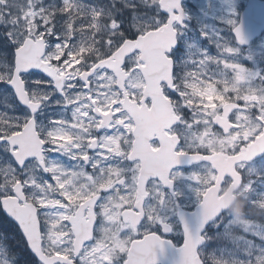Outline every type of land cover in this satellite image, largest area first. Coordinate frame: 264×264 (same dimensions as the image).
I'll list each match as a JSON object with an SVG mask.
<instances>
[{
    "label": "snow or ice",
    "instance_id": "obj_1",
    "mask_svg": "<svg viewBox=\"0 0 264 264\" xmlns=\"http://www.w3.org/2000/svg\"><path fill=\"white\" fill-rule=\"evenodd\" d=\"M194 2L0 0V264H264V4Z\"/></svg>",
    "mask_w": 264,
    "mask_h": 264
},
{
    "label": "trees",
    "instance_id": "obj_2",
    "mask_svg": "<svg viewBox=\"0 0 264 264\" xmlns=\"http://www.w3.org/2000/svg\"><path fill=\"white\" fill-rule=\"evenodd\" d=\"M8 227H9V225L6 224V223L2 225V229H9L8 234H9V236L12 238L13 244H14L15 246H17L18 248L23 249V248H24V244L22 243V241H21V240L16 236V234H15L13 231H11L10 228H8ZM27 258H28L27 256L22 257V259H27Z\"/></svg>",
    "mask_w": 264,
    "mask_h": 264
},
{
    "label": "rangeland",
    "instance_id": "obj_3",
    "mask_svg": "<svg viewBox=\"0 0 264 264\" xmlns=\"http://www.w3.org/2000/svg\"><path fill=\"white\" fill-rule=\"evenodd\" d=\"M0 111H2L1 109H0ZM213 254V253H212ZM212 254H211V256H212ZM227 255H225V252H224V250H221L217 255H216V259H218V260H227Z\"/></svg>",
    "mask_w": 264,
    "mask_h": 264
}]
</instances>
